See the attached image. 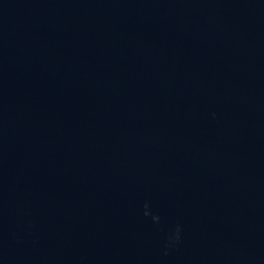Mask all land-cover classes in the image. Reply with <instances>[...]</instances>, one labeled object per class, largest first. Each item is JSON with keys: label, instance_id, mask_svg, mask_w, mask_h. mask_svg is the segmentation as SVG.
Masks as SVG:
<instances>
[{"label": "water", "instance_id": "95a60500", "mask_svg": "<svg viewBox=\"0 0 264 264\" xmlns=\"http://www.w3.org/2000/svg\"><path fill=\"white\" fill-rule=\"evenodd\" d=\"M0 264H264V0H0Z\"/></svg>", "mask_w": 264, "mask_h": 264}, {"label": "clouds", "instance_id": "9594fccd", "mask_svg": "<svg viewBox=\"0 0 264 264\" xmlns=\"http://www.w3.org/2000/svg\"><path fill=\"white\" fill-rule=\"evenodd\" d=\"M157 219H158V217H157Z\"/></svg>", "mask_w": 264, "mask_h": 264}]
</instances>
